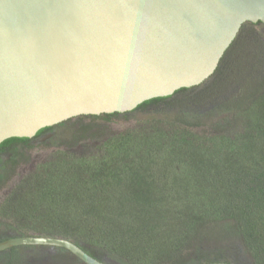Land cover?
Segmentation results:
<instances>
[{
	"label": "trees",
	"instance_id": "1",
	"mask_svg": "<svg viewBox=\"0 0 264 264\" xmlns=\"http://www.w3.org/2000/svg\"><path fill=\"white\" fill-rule=\"evenodd\" d=\"M152 107L102 141L63 143L98 140L21 179L0 204V241L63 237L106 264H264V23H244L207 80L133 111ZM30 140L4 142L20 158ZM25 247L35 255L6 264H85L63 247Z\"/></svg>",
	"mask_w": 264,
	"mask_h": 264
},
{
	"label": "water",
	"instance_id": "2",
	"mask_svg": "<svg viewBox=\"0 0 264 264\" xmlns=\"http://www.w3.org/2000/svg\"><path fill=\"white\" fill-rule=\"evenodd\" d=\"M246 22L264 23V0H0V144L199 85ZM22 245L106 264L63 237L16 236L0 251Z\"/></svg>",
	"mask_w": 264,
	"mask_h": 264
},
{
	"label": "rangeland",
	"instance_id": "3",
	"mask_svg": "<svg viewBox=\"0 0 264 264\" xmlns=\"http://www.w3.org/2000/svg\"><path fill=\"white\" fill-rule=\"evenodd\" d=\"M153 110L152 107L148 110L140 109L109 119L84 118L59 124L53 130L54 136L36 143L32 149L22 151L23 155L18 165L14 168H8L6 166V162L3 159H7L8 157H4V155L0 156V204L21 179L30 174L37 165L49 159L56 150L65 151L72 148L74 152L81 153L94 145L95 141L98 140L87 139L76 145H64L63 143L69 142L70 140L73 141L77 137H86L89 135H95L102 141V139L104 140L109 135L120 133L134 126L138 120L147 117V114H151ZM87 127L90 129H86ZM22 246L14 252H9L8 249L0 251V264H6L10 258L23 259L31 258L35 255V249L25 247L29 245Z\"/></svg>",
	"mask_w": 264,
	"mask_h": 264
},
{
	"label": "flooded vegetation",
	"instance_id": "4",
	"mask_svg": "<svg viewBox=\"0 0 264 264\" xmlns=\"http://www.w3.org/2000/svg\"><path fill=\"white\" fill-rule=\"evenodd\" d=\"M82 116H91V115H79L73 118H70L64 122H69L71 120H78L80 119ZM93 116V115H92ZM62 124V123H59ZM59 124L53 125V126H49V127H44L42 129H40L37 134L30 138L31 140L29 141V144L31 146L34 145L42 140H44L45 138H50L52 136H54L53 130L56 128V126H58ZM18 149V147L11 145V143L9 142H2L0 144V156L4 155V157H8L7 159H3L6 162V166L8 168H14L15 166L18 165L20 158H15L14 157V153L15 151ZM32 149V148H31ZM27 151V150H24Z\"/></svg>",
	"mask_w": 264,
	"mask_h": 264
}]
</instances>
